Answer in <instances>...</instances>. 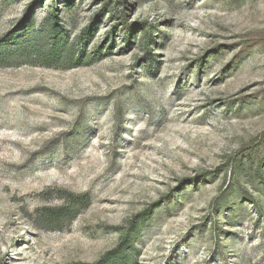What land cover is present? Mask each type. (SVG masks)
<instances>
[{"label":"rangeland","instance_id":"1","mask_svg":"<svg viewBox=\"0 0 264 264\" xmlns=\"http://www.w3.org/2000/svg\"><path fill=\"white\" fill-rule=\"evenodd\" d=\"M0 40V264H264V0H0Z\"/></svg>","mask_w":264,"mask_h":264},{"label":"trees","instance_id":"2","mask_svg":"<svg viewBox=\"0 0 264 264\" xmlns=\"http://www.w3.org/2000/svg\"><path fill=\"white\" fill-rule=\"evenodd\" d=\"M53 27H55V25ZM13 51H16V48L4 45L0 40V65L8 64L7 60ZM46 57L52 58L49 54ZM80 59L81 56L78 58V61H80ZM87 203V195H74L73 197L68 198L66 203L63 205L54 209H48V218L51 220H59L60 218L67 217V219L71 220ZM151 217L152 207L136 213L129 221L128 226L125 228L117 248L123 247L129 243L132 238H135V236L144 229V226L151 219ZM104 260L105 259H102L94 264H104Z\"/></svg>","mask_w":264,"mask_h":264}]
</instances>
